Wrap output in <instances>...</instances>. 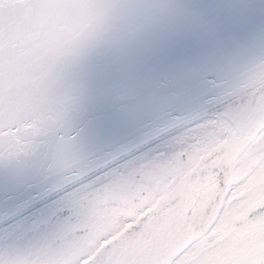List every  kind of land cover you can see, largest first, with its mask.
<instances>
[{"label": "water", "instance_id": "water-1", "mask_svg": "<svg viewBox=\"0 0 264 264\" xmlns=\"http://www.w3.org/2000/svg\"><path fill=\"white\" fill-rule=\"evenodd\" d=\"M263 78L264 0H0V105L40 133L0 159V220L72 180L51 167L61 142L84 175ZM225 148L229 165L240 150ZM191 191L145 249L169 261L191 239Z\"/></svg>", "mask_w": 264, "mask_h": 264}, {"label": "snow or ice", "instance_id": "snow-or-ice-1", "mask_svg": "<svg viewBox=\"0 0 264 264\" xmlns=\"http://www.w3.org/2000/svg\"><path fill=\"white\" fill-rule=\"evenodd\" d=\"M221 100L225 102L224 110L189 129L178 141L180 149L165 163L138 168L113 183L83 184L72 193L76 222L61 240L64 264H168L162 245L155 240L150 250L145 249L144 242L153 239L146 226L172 207L182 181H205L223 166L224 150H213L227 136L225 122L230 114L225 96ZM255 135H264V128L255 130ZM39 136L38 130L13 122L11 111L5 112L0 105V159L27 155L37 146ZM51 167L69 179L82 173L71 144L64 142L56 145ZM97 208L132 213L127 230L120 225L90 231L87 221ZM137 219L139 223H134Z\"/></svg>", "mask_w": 264, "mask_h": 264}, {"label": "flooded vegetation", "instance_id": "flooded-vegetation-1", "mask_svg": "<svg viewBox=\"0 0 264 264\" xmlns=\"http://www.w3.org/2000/svg\"><path fill=\"white\" fill-rule=\"evenodd\" d=\"M233 169L232 194L242 193L243 198L224 206L214 226H219L215 232L219 236H207L193 244L197 257L183 264H264V216L244 221L250 210L264 203V140L258 147L247 149ZM126 212L121 216L128 215ZM93 216L91 213L87 221L90 231L110 229L107 213L96 219ZM237 219L240 221L234 222ZM40 220L45 217L19 224L0 236V264H64L60 239L75 224V215L29 233Z\"/></svg>", "mask_w": 264, "mask_h": 264}, {"label": "bare ground", "instance_id": "bare-ground-1", "mask_svg": "<svg viewBox=\"0 0 264 264\" xmlns=\"http://www.w3.org/2000/svg\"><path fill=\"white\" fill-rule=\"evenodd\" d=\"M226 107L229 112V119L225 122V128H232L234 125L233 118L237 115V113L246 114L249 111L256 113H261L264 109V81L259 83L257 86L253 87L250 90L244 91L243 93L237 95L235 98H231L226 101ZM225 108V102L220 106L211 109L205 114H201V116L194 118L193 120H188L186 124L182 127H179L174 132L179 131L180 135L189 131V129H194L196 124L203 123L207 119H213L215 116L222 112ZM234 128V127H233ZM172 134L169 133L166 135V139L172 138Z\"/></svg>", "mask_w": 264, "mask_h": 264}, {"label": "rangeland", "instance_id": "rangeland-1", "mask_svg": "<svg viewBox=\"0 0 264 264\" xmlns=\"http://www.w3.org/2000/svg\"><path fill=\"white\" fill-rule=\"evenodd\" d=\"M174 149L173 150H176V151H178L179 149H180V147H173ZM167 160L165 159L164 161H163V163H165Z\"/></svg>", "mask_w": 264, "mask_h": 264}]
</instances>
